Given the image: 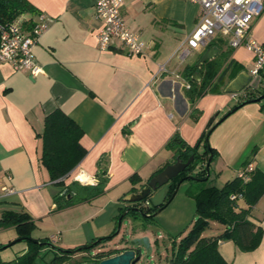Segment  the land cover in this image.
Segmentation results:
<instances>
[{
    "label": "crops",
    "instance_id": "0c3cea01",
    "mask_svg": "<svg viewBox=\"0 0 264 264\" xmlns=\"http://www.w3.org/2000/svg\"><path fill=\"white\" fill-rule=\"evenodd\" d=\"M27 1L37 13L26 18L38 21L43 15L47 27L33 52L40 67L38 75L31 77L0 63V216L7 211L27 213L35 224L32 238L47 240L62 250L106 238L129 206L124 199L134 193L132 190L138 192L159 170L175 161L174 150L167 147L169 142L178 136L186 145L194 146L211 119L217 123L208 136L209 146L217 152L209 167V180L219 182L214 186L221 188L236 178L246 162L248 168L264 174V99L244 105L223 119L248 100V90L253 89L257 98L259 87L264 86L262 75L255 81L250 76L251 52L243 47L231 50L221 39L226 45L215 48L214 58L231 50L223 67L232 62V71L239 68L232 79L248 72L250 85L235 97L225 93L232 80L225 78L220 90L194 103L188 99L183 86L188 81L182 73L186 67L197 66L209 48L191 51L183 62L176 51L195 28L197 5L184 0H125L123 19L148 44L144 55L129 56L119 44L103 52L98 49L96 35L101 23L95 17L97 0ZM249 37L264 45V13L253 21ZM162 65L167 73L158 72ZM57 109L82 130L80 144L86 150L83 160L64 178L65 186L73 182L96 185L104 171L107 177L102 195L60 210L54 198L62 194V188L50 181L40 162L38 138L45 117ZM79 175L85 182L78 179ZM134 176L140 180L136 185L130 182ZM171 185L151 192L141 207L164 204ZM4 187L14 193L3 192ZM190 188L189 182L181 183L150 224L127 217L121 225L135 228L132 238L148 239L151 260L161 255L163 246L168 264L173 238L181 236L178 243L191 229L196 206L187 195ZM238 205L246 207L241 200ZM248 220L262 230L261 241L255 250L242 252L232 241L220 240L218 252L228 264H264V195L252 207ZM224 230L223 225L210 221L202 237H217ZM122 235L103 245L114 244L111 250L127 248L118 243ZM16 238L14 228L0 229V247ZM26 248L18 252L22 254Z\"/></svg>",
    "mask_w": 264,
    "mask_h": 264
},
{
    "label": "trees",
    "instance_id": "16d2710c",
    "mask_svg": "<svg viewBox=\"0 0 264 264\" xmlns=\"http://www.w3.org/2000/svg\"><path fill=\"white\" fill-rule=\"evenodd\" d=\"M36 13V9L27 0H0V24H10L20 18L26 20L24 23L29 24L32 20H28L26 17L33 16ZM224 45L226 44L223 40L215 39L208 44V48L220 50ZM231 52V50H228L212 60L205 61L201 68L192 66L184 69L182 75L190 84L187 96L192 103L209 92L213 93L220 90L225 78L230 80L235 76L239 68L232 71V62L223 67L227 56ZM195 73L200 76L199 81L192 79ZM261 75L264 82L263 71ZM263 92L264 86L259 91V96ZM245 95L246 99H254L256 97L253 95V91H250V93L246 92ZM210 132V129H207L192 147L186 145L178 136H175L169 142L167 147H172L175 152V159L179 157L183 162H186L190 156H194L193 163L169 182L172 185L164 204L154 208H142L141 203L145 202L146 199L141 203L129 205L126 209L138 207L143 214L148 216L142 217L138 212L130 210L125 218L140 219L145 225L150 224L154 219L152 215L158 209L165 208L172 200L175 186L180 181L184 182L187 177L195 179L207 177L204 165L207 163L210 154L212 155V161L217 156V152L205 142ZM82 135L83 133L79 126L61 110L57 109L45 117L43 132L38 136L41 140L40 162L48 172L50 181L62 188V194L54 198L57 210L79 203H87L102 195L105 191L107 183L105 171L98 176V183L93 186H83L78 182L65 186L63 182L64 178L86 155V150L80 144ZM200 147L202 148L201 152H199ZM248 166L249 163H244L242 172H240L248 179L247 181L238 175L236 178L227 181L221 188H217L214 185L207 184L209 181L208 176L207 181H201L204 185L199 187L197 191L191 188L187 191V195L195 202L196 219L192 223L191 229L178 243H176V240L181 236L173 238L168 264H228L218 252V242L220 240L232 241L236 248L242 252H251L258 247L262 237V230L256 228L248 220V217L252 207L264 195V174L256 169L248 171ZM130 182L132 185H136L140 180L137 176H134ZM64 191L65 193H63ZM132 192H137V189H133ZM239 195L240 197H238ZM67 196H70V199H67ZM230 196H236V199L230 200ZM240 200L244 202L246 207L238 205ZM126 209L122 211L121 215ZM210 221L225 227L224 232L220 236L202 237ZM10 227L15 229L18 238H27L29 241H25L27 248L22 254L12 261L3 262L0 260V264H69L75 253L85 252L84 249L78 251L79 248H85L92 244L90 243L73 250H62L52 247L51 249L55 251L53 257L48 261H44L46 258L44 249L49 247H41L34 242H50L30 237L35 229L32 218L27 213L3 212L0 216V229ZM115 230L110 234L111 237H113ZM103 243L105 242L102 241L100 244ZM100 244H97V246ZM1 248L2 246L0 251ZM123 250L125 249H110L109 251L101 252L96 256V261L118 254ZM38 259L43 260V262L38 263Z\"/></svg>",
    "mask_w": 264,
    "mask_h": 264
},
{
    "label": "built area",
    "instance_id": "2783aa9c",
    "mask_svg": "<svg viewBox=\"0 0 264 264\" xmlns=\"http://www.w3.org/2000/svg\"><path fill=\"white\" fill-rule=\"evenodd\" d=\"M125 0H97L95 17L101 28L97 32L98 49L106 51L113 44L123 47L129 56H142L148 44L133 32L121 15ZM199 7V15L193 32L184 40L176 51L183 62L191 51L205 48L210 40L224 39L231 50L245 48L253 56L252 78H257L264 70V45L249 37L253 21L264 13V0H184ZM44 16L38 21L24 23L23 18L10 24H0V63L9 64L17 72H27L35 77L40 72L34 57V47L41 33L46 29ZM159 73H167L164 65ZM173 74V73H172ZM176 78L178 75L174 74ZM184 88L190 89L185 83ZM237 96V95H233ZM251 171L252 168L247 169ZM239 177H244L242 173ZM7 194H13L12 188H2ZM240 197V195L238 196ZM236 196H230V200Z\"/></svg>",
    "mask_w": 264,
    "mask_h": 264
},
{
    "label": "water",
    "instance_id": "95a60500",
    "mask_svg": "<svg viewBox=\"0 0 264 264\" xmlns=\"http://www.w3.org/2000/svg\"><path fill=\"white\" fill-rule=\"evenodd\" d=\"M217 53V50L215 48H209L207 49L202 57L200 58L199 62L197 63V67L201 68L202 64L205 61L212 60ZM193 80H199V76L197 73H195L192 77ZM252 78L249 76L248 72L243 71L240 74H238L234 79H232L228 85L225 87V93L237 95L241 92H243L251 83ZM264 99V92L262 95H260L257 98L254 99H248L236 106L234 109H232L226 116H224L223 119L227 118L229 115L234 113L237 109L243 107L244 105H247L249 103H257ZM214 119H211L210 122L207 125V129H210L212 131L216 125L213 124ZM205 142L208 143V137L205 139ZM194 161V156H190L186 162H183L179 157H176L175 161L172 164L166 165L160 172L156 173L154 176H152L147 184L140 188L138 192L129 194L125 199L124 202L128 205H135L138 203L143 202L146 200L150 193L152 191L157 190L158 188L165 186L168 184L171 180L176 178L180 173L184 172L187 167H189L190 164H192ZM212 161V155H209L207 163L204 165L205 171L207 173V177L204 179H195L192 177H187L186 180H192V181H207L209 176V167ZM183 181H180L173 191L172 197L176 194L180 184ZM65 193V191L63 192ZM67 199H70V196H67ZM138 212L141 214L142 217H147L148 215L143 214L142 211L138 207H130L125 210V212L118 218L117 224H116V230L114 232L113 237L108 236L106 238L97 239L92 242L89 246L85 248H79L78 251H81L82 249L85 250L83 253H75L76 256H80L81 260L76 264H147V260L151 257L152 249L150 247V244L148 242V239L146 237H140V238H132L134 234V227L127 226V230L123 233V235L120 237L118 243L125 245V250H123L121 253H118L116 255L110 256L108 258H104L100 261H96V256L100 254L101 252L109 251L105 250L103 247V244H106L110 241H112L115 237H117L120 233L122 222L126 216V214L130 211ZM161 209H158L152 216H155ZM29 241L27 238H17L16 240L2 246V250L7 249L8 247H11L12 245L20 242ZM102 241L105 243L100 244ZM34 242V241H33ZM41 247H54L51 243L48 242H37ZM97 244H100L97 246Z\"/></svg>",
    "mask_w": 264,
    "mask_h": 264
},
{
    "label": "rangeland",
    "instance_id": "374dc122",
    "mask_svg": "<svg viewBox=\"0 0 264 264\" xmlns=\"http://www.w3.org/2000/svg\"><path fill=\"white\" fill-rule=\"evenodd\" d=\"M257 78H255L254 79V81L256 80ZM262 87V86H261ZM261 87H259V90H261ZM249 92L250 91H253V89H250V90H248ZM243 97H242V95H239V97H238V99H242ZM185 182H189V184H190V186H192V190H195V191H197L198 190V188L199 187H201V186H203L204 185V183H201V182H198V181H196V182H192V180H185L184 182H182V183H185ZM207 184H211V185H219V182H218V184H215V182H212L211 181V179L207 182ZM152 192H155V191H152ZM127 219V218H126ZM126 219H124L123 220V222H122V224H124V223H126ZM127 226L125 225V226H122L121 227V229H120V233L121 234H123L126 230H127V228H126ZM126 229V230H125ZM206 233V235H210V233H208V231L207 232H205ZM31 238H32V234H31V236H30ZM17 239V238H16ZM16 239H13L12 241H14V240H16ZM115 239V238H114ZM11 241V242H12ZM111 244V243H110ZM25 246H27V243L26 242H20V243H16V244H14V245H12L11 247H8L7 249H5L6 251L4 252V253H2V252H0V260H2V261H5V262H7V261H9V260H14L17 256H19L20 255V253L18 252L21 248H23V247H25ZM112 246H114V244L113 245H103V247L105 248V249H108L109 247L111 248ZM165 246H167V244H165ZM109 248V249H110ZM45 250V253H46V258H45V260L44 261H48L49 259H51L52 257H53V254L55 253V251L53 250V249H51V248H46V249H44ZM161 251H162V253H161V255L159 256V257H157L155 260H151V258H149L148 260H147V264H166V255L164 254V252L166 251L165 250V247H163L162 246V248H161ZM71 260H73V259H71ZM37 262L38 263H42L43 262V260H41V259H38L37 260ZM69 264H73V261H70L69 262Z\"/></svg>",
    "mask_w": 264,
    "mask_h": 264
},
{
    "label": "flooded vegetation",
    "instance_id": "af4514ba",
    "mask_svg": "<svg viewBox=\"0 0 264 264\" xmlns=\"http://www.w3.org/2000/svg\"><path fill=\"white\" fill-rule=\"evenodd\" d=\"M71 259H73V260H71ZM71 259H70V261H73V264H76V263H78L81 260L80 256H76L75 257V255L72 256Z\"/></svg>",
    "mask_w": 264,
    "mask_h": 264
},
{
    "label": "bare ground",
    "instance_id": "6f19581e",
    "mask_svg": "<svg viewBox=\"0 0 264 264\" xmlns=\"http://www.w3.org/2000/svg\"><path fill=\"white\" fill-rule=\"evenodd\" d=\"M78 179L81 181V182H85V178L83 176H78Z\"/></svg>",
    "mask_w": 264,
    "mask_h": 264
}]
</instances>
